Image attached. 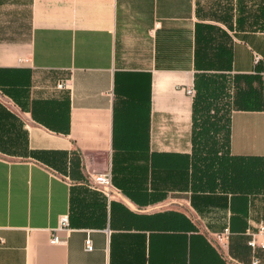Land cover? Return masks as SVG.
I'll use <instances>...</instances> for the list:
<instances>
[{
    "label": "crops",
    "instance_id": "0c3cea01",
    "mask_svg": "<svg viewBox=\"0 0 264 264\" xmlns=\"http://www.w3.org/2000/svg\"><path fill=\"white\" fill-rule=\"evenodd\" d=\"M200 74L239 91L232 185L200 176ZM261 226L264 0H0V264H264Z\"/></svg>",
    "mask_w": 264,
    "mask_h": 264
},
{
    "label": "trees",
    "instance_id": "16d2710c",
    "mask_svg": "<svg viewBox=\"0 0 264 264\" xmlns=\"http://www.w3.org/2000/svg\"><path fill=\"white\" fill-rule=\"evenodd\" d=\"M226 77L223 75H205L200 74L195 79V95H194V136L193 142L194 147L198 149L199 153V166H200V176L212 179H218L220 176L223 177L225 182L232 185L236 182V178L233 175V171H235L237 160L231 157L228 154V147L230 141V113L228 114L227 125H225L222 130L226 133V149L224 153H221L218 148L216 149L212 147V151L209 153H202L200 148L201 139L199 133V122L201 120L200 116L204 115L206 120L203 122L205 127H202L204 133L214 131L220 125L217 122H212L210 120L209 115L213 108L218 107L215 103L218 101L223 93L226 90ZM235 85V96L233 99L234 109L237 107V99L239 95V91L237 85ZM233 112V111H232ZM225 120V119H224ZM70 223V219H69ZM70 225V224H69Z\"/></svg>",
    "mask_w": 264,
    "mask_h": 264
},
{
    "label": "rangeland",
    "instance_id": "374dc122",
    "mask_svg": "<svg viewBox=\"0 0 264 264\" xmlns=\"http://www.w3.org/2000/svg\"><path fill=\"white\" fill-rule=\"evenodd\" d=\"M234 96V82L231 81V79H226V90L223 93L222 97L215 102L218 107L213 108L211 114L209 115L212 122H217L220 125V127H217L216 130L204 133L202 127H205L203 122L206 120V117L204 115L200 116L201 120L199 122L200 126L198 132H203L202 136H199L201 139L200 148L202 150V153L211 152L212 147H216V149L218 148L221 153H224V150L226 149V133L224 130H222V128L227 125L229 111H231V116L234 109Z\"/></svg>",
    "mask_w": 264,
    "mask_h": 264
},
{
    "label": "built area",
    "instance_id": "2783aa9c",
    "mask_svg": "<svg viewBox=\"0 0 264 264\" xmlns=\"http://www.w3.org/2000/svg\"><path fill=\"white\" fill-rule=\"evenodd\" d=\"M59 87H63L62 84L59 85ZM192 91H190L191 93ZM92 184L96 189H99L102 191L105 195L110 196L113 189V183H112V171L109 169L108 171L91 176ZM60 228L68 227L69 226V216L65 215L62 216L60 219ZM59 239L57 235H54L52 237V242H58ZM3 240L0 239V245L3 244ZM248 245L252 248V250L255 251L258 249L264 250V226H261L259 228V231L256 234L252 235V238L248 242ZM86 249L88 251L93 250V242L90 236H87L86 238ZM255 263H258L259 260L257 258L254 259Z\"/></svg>",
    "mask_w": 264,
    "mask_h": 264
}]
</instances>
